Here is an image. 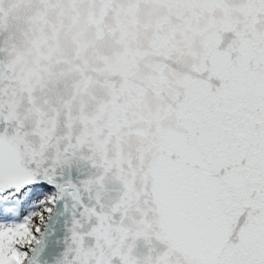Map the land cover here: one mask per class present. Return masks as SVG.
I'll return each mask as SVG.
<instances>
[{
	"label": "snow or ice",
	"instance_id": "obj_1",
	"mask_svg": "<svg viewBox=\"0 0 264 264\" xmlns=\"http://www.w3.org/2000/svg\"><path fill=\"white\" fill-rule=\"evenodd\" d=\"M0 264H264V0H0Z\"/></svg>",
	"mask_w": 264,
	"mask_h": 264
}]
</instances>
